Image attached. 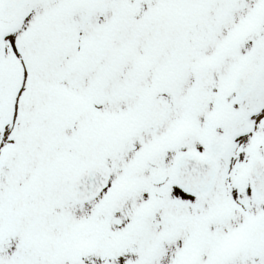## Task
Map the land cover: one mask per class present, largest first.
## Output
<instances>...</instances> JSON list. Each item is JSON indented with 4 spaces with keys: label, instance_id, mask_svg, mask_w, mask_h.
<instances>
[{
    "label": "snow or ice",
    "instance_id": "obj_1",
    "mask_svg": "<svg viewBox=\"0 0 264 264\" xmlns=\"http://www.w3.org/2000/svg\"><path fill=\"white\" fill-rule=\"evenodd\" d=\"M0 264H264V0H0Z\"/></svg>",
    "mask_w": 264,
    "mask_h": 264
}]
</instances>
